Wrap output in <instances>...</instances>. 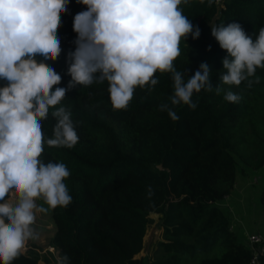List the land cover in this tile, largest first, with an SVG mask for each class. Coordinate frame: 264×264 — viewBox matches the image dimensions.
<instances>
[{
	"label": "trees",
	"instance_id": "obj_1",
	"mask_svg": "<svg viewBox=\"0 0 264 264\" xmlns=\"http://www.w3.org/2000/svg\"><path fill=\"white\" fill-rule=\"evenodd\" d=\"M178 7L201 34L180 39L173 65L187 81L207 63L213 91L194 93V110L177 105V121L159 110L162 103L171 106V73H155L159 82L151 92L148 85L136 87L126 109L113 107L107 81L66 92L56 108L71 110L78 142L72 148L45 143L40 157L70 171L64 183L72 202L51 208L56 229L48 246L57 253L55 264H62L65 256L67 264H251L247 235L239 239L232 217L220 204L234 189L238 170L246 174L264 168V68L257 69L261 79L251 88L246 82L223 86L238 94L239 102H227L223 92L217 95L228 53L211 29L238 23L255 40L264 27V0H222L220 5L216 0H188ZM86 10L78 0H68L67 11L61 13L57 36L62 51L55 61H47L61 76L52 91L67 88L71 81L74 17ZM7 83L2 80L1 88ZM53 110L42 121L46 138H54ZM260 201L264 211V192ZM152 212L160 216L162 258L146 261L140 253ZM40 250L20 252L11 264H40ZM44 261L51 264L46 256Z\"/></svg>",
	"mask_w": 264,
	"mask_h": 264
},
{
	"label": "clouds",
	"instance_id": "obj_2",
	"mask_svg": "<svg viewBox=\"0 0 264 264\" xmlns=\"http://www.w3.org/2000/svg\"><path fill=\"white\" fill-rule=\"evenodd\" d=\"M182 2L188 0H78L87 10L74 17L76 49L68 54L71 81L67 88L52 91L61 76L47 61L61 54L57 29L68 0H0V79L8 82L0 88V264H11L29 240L37 239L32 225L38 213L72 202L64 183L70 176L67 166L40 159L45 143L72 148L78 142L71 110L56 108L67 91L107 81L113 107L126 109L136 87L148 85L151 92L159 82L155 73H171V106L162 103L159 110L173 121L179 119L173 110L177 105L194 110L198 101L192 102L193 94L213 91L207 63L187 81L173 65L180 39L201 34L179 9ZM211 35L228 53L215 92L237 103L241 97L223 86L246 82L251 88L260 82L256 71L264 68V27L255 40L238 23L213 27ZM50 108L57 121L54 138L42 132ZM10 193L16 203L5 199ZM40 198L47 208L37 204ZM67 260L65 256L62 264Z\"/></svg>",
	"mask_w": 264,
	"mask_h": 264
},
{
	"label": "rangeland",
	"instance_id": "obj_3",
	"mask_svg": "<svg viewBox=\"0 0 264 264\" xmlns=\"http://www.w3.org/2000/svg\"><path fill=\"white\" fill-rule=\"evenodd\" d=\"M2 80L0 81L1 88ZM264 192V168L258 171L248 170L246 174H242L237 171V181L234 189L228 195L221 200V209L225 214L232 217V222L235 224L236 232L241 241H244V234L246 239L251 233L264 234V216L262 213V205L260 197ZM10 202L16 203V199L10 193L8 198ZM38 205L48 207L42 198L37 200ZM160 216L152 212L150 214V224L148 227L147 235L145 238L144 250L140 253L146 261H156L162 258V252L159 241L161 237L160 229ZM38 233V237L35 240H29L25 248L21 250L22 253H28L29 250L40 248L42 253L40 264H48L44 261L46 256L53 264L55 254L53 248L48 246V242L55 232V224L51 215V208L47 213H38L36 215L35 223L32 225ZM244 235V236H243ZM39 251V249H37ZM48 252H51L48 253Z\"/></svg>",
	"mask_w": 264,
	"mask_h": 264
},
{
	"label": "built area",
	"instance_id": "obj_4",
	"mask_svg": "<svg viewBox=\"0 0 264 264\" xmlns=\"http://www.w3.org/2000/svg\"><path fill=\"white\" fill-rule=\"evenodd\" d=\"M222 0H216V3L220 5ZM249 247L252 250L250 262L251 264H264L262 258H264V234L251 233L248 235Z\"/></svg>",
	"mask_w": 264,
	"mask_h": 264
},
{
	"label": "crops",
	"instance_id": "obj_5",
	"mask_svg": "<svg viewBox=\"0 0 264 264\" xmlns=\"http://www.w3.org/2000/svg\"><path fill=\"white\" fill-rule=\"evenodd\" d=\"M227 197H228V196H227ZM262 210H263V209H262ZM262 213H263V216H264V211H262ZM56 258H58V257H57V255L55 254V259H56ZM51 264H52V263H51ZM53 264H55V263L53 262Z\"/></svg>",
	"mask_w": 264,
	"mask_h": 264
}]
</instances>
